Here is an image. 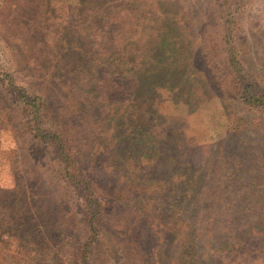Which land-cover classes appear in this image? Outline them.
I'll list each match as a JSON object with an SVG mask.
<instances>
[{"label": "rangeland", "instance_id": "rangeland-1", "mask_svg": "<svg viewBox=\"0 0 264 264\" xmlns=\"http://www.w3.org/2000/svg\"><path fill=\"white\" fill-rule=\"evenodd\" d=\"M121 1L107 0V4ZM214 1L163 0L184 17L178 26L189 57L195 56L192 51L198 45L205 11ZM51 2L48 16L55 38L59 40L66 29L59 28L61 22L69 19L72 28L61 38L71 39L78 17L73 8L81 6V0ZM24 5L31 6L27 0H0V264H75L78 247L88 239L84 228L74 223L71 208L82 207L83 199L67 197L65 184L51 173L45 175L29 158L30 137L21 138L17 132V128L25 130L27 117L4 80L11 71L19 85H32L31 77L20 70L24 60L16 46L24 51L47 49L39 38L25 46L26 28L13 25ZM245 10L238 46L249 69L264 79V0H249ZM57 45L64 49V42ZM65 49L70 50L69 58L77 60L78 44ZM196 63L205 66L199 58ZM100 82L107 88L119 87L109 85L107 78ZM208 83L197 79L157 96L155 102L162 109L150 118L155 121L156 152L150 146L140 148L141 153L131 152L130 141L120 145L109 131L101 133L95 122L98 115L89 108L84 115L92 124L83 125L86 118L79 117L80 144L94 157L86 167L96 185L111 191L136 175L152 186L158 182L156 188L151 186L149 192L107 213L100 227L109 232L93 246L101 258L91 264H264V116L240 102L223 101L207 88ZM130 99L123 93L113 103L129 104ZM54 100L57 103L51 104L49 97V105H65L60 96ZM111 147L115 153L124 150L119 164L126 170L111 161L118 160ZM50 177L52 184L46 182ZM33 195L39 197L34 200ZM251 229L256 236L240 245L239 235ZM257 256L261 259L255 260Z\"/></svg>", "mask_w": 264, "mask_h": 264}, {"label": "trees", "instance_id": "trees-1", "mask_svg": "<svg viewBox=\"0 0 264 264\" xmlns=\"http://www.w3.org/2000/svg\"><path fill=\"white\" fill-rule=\"evenodd\" d=\"M27 1L31 6H22L23 11L13 25L26 28L25 46L39 38L47 49L24 51L21 45L16 46L15 50L24 60L20 70L31 77L32 85H19L11 71L4 80L27 117V123L23 124L25 130L21 132L17 128V132L21 138L30 137L29 158L45 175L51 173L65 184L67 197L83 199L82 207L71 208L74 223L84 228L88 239L78 247L75 264H91L92 259L101 258L96 257L93 246L103 233L109 232L100 227L101 222L107 220V213L133 196L156 188L158 182L152 186L133 175L121 188L114 187L111 191L96 185L91 176L93 172L86 167L94 157L90 152L86 154L80 144L79 117L86 118L83 125L92 124V119L84 115L89 108L98 115L95 121L98 124H95L101 133L109 131L110 137L120 145L130 141L131 146L128 144L127 148L131 152L141 153L144 149L140 148L149 146L156 152L154 120L150 118L154 119L157 109H162V104L155 102L157 96L197 79L208 81L207 88L223 101L240 102L264 116V79L249 69L238 46L240 16L246 11L249 0H215L208 6L198 45L192 51L195 56L191 57L185 54L187 45L178 26L184 17L163 0H122L110 5L107 0H81V6L73 8L78 15L73 22V37L61 38L72 28L69 19H64L59 28L66 29L59 40L55 38L54 25L48 16L51 0ZM44 9L46 13L42 12ZM59 41L64 42V49L56 46ZM71 43L78 44L77 60L69 58L70 50L65 49ZM61 58L63 60L56 63ZM196 58L205 66H199ZM105 78L110 81L109 85L117 84L118 89L102 86L100 81ZM123 93L131 98L129 104L116 103L115 106L114 99L122 97ZM55 96H60L65 105L58 108L49 105V97L51 104L57 103L53 101ZM68 98L75 104L68 103ZM103 141L108 144L107 137ZM123 151L119 149L115 153L113 150L118 160L111 161L119 164ZM156 161L153 160V164ZM121 166L119 164L118 169ZM144 170L146 168L141 167V171ZM50 180L46 182L52 184L53 178ZM34 195L36 200L39 196ZM248 232L239 235L240 245L256 236L253 229ZM259 259L261 256L255 258Z\"/></svg>", "mask_w": 264, "mask_h": 264}]
</instances>
